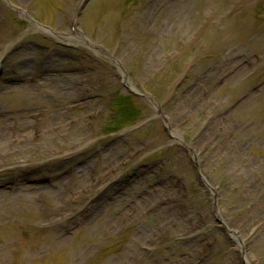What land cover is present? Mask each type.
<instances>
[{"label":"rangeland","instance_id":"374dc122","mask_svg":"<svg viewBox=\"0 0 264 264\" xmlns=\"http://www.w3.org/2000/svg\"><path fill=\"white\" fill-rule=\"evenodd\" d=\"M87 1L0 0V264H264V0Z\"/></svg>","mask_w":264,"mask_h":264},{"label":"bare ground","instance_id":"6f19581e","mask_svg":"<svg viewBox=\"0 0 264 264\" xmlns=\"http://www.w3.org/2000/svg\"><path fill=\"white\" fill-rule=\"evenodd\" d=\"M3 56H4V54L1 56V58H2ZM1 58H0V60H1ZM125 83H126V85H127V86H129V84H128V81H127V80H126V82H125ZM132 89H133L134 91H136V92L138 91V90H137L135 87H131V90H132ZM173 134H175V133H173Z\"/></svg>","mask_w":264,"mask_h":264}]
</instances>
